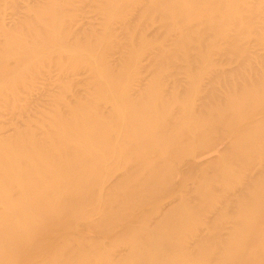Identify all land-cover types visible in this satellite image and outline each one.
Here are the masks:
<instances>
[{"label":"bare ground","instance_id":"obj_1","mask_svg":"<svg viewBox=\"0 0 264 264\" xmlns=\"http://www.w3.org/2000/svg\"><path fill=\"white\" fill-rule=\"evenodd\" d=\"M0 264H264V0H0Z\"/></svg>","mask_w":264,"mask_h":264},{"label":"rangeland","instance_id":"obj_2","mask_svg":"<svg viewBox=\"0 0 264 264\" xmlns=\"http://www.w3.org/2000/svg\"><path fill=\"white\" fill-rule=\"evenodd\" d=\"M222 140H224V139H222ZM222 140H221V141H222ZM218 141H219V143H218V144L216 143L217 145H216V144H215V145L213 144L215 147L211 148V147L213 146V145H211V147H210V148H211V149H210L211 152H210V150H206V151H205L206 153L204 152L205 154H202V155H201L200 157H198V158H196V155H198V154H196L195 157H194V158H195V161H196V162L199 161V162L201 163V164L199 163L200 165H203V163H204V165H205L206 162L209 163V161H213L214 158H215L216 156H218V154H219L220 152H222L224 149H226V148H225L226 146L228 147L227 143H229L228 140H224V141H222L221 143H220V140H218ZM218 141H217V142H218ZM226 141H227V142H226ZM214 143H215V142H214ZM225 145H226V146H225ZM206 148H207V147H206ZM208 149H209V148H208ZM202 151H204V150H202ZM225 151H226V150H225ZM198 152H200V151H198ZM198 152H197V153H198ZM200 153H201V152H200ZM199 155H200V154H199ZM219 156H220V155H219ZM189 158L191 159V157H189ZM189 158H187V160H188ZM194 158L192 157V161L194 160ZM211 159H212V160H211ZM216 159H217V158H216ZM195 161H194V163H196ZM188 162H189V161H188ZM190 163H193V162L190 161ZM210 163H211V162H210ZM206 165H208V164H206ZM164 203H165V202H164ZM165 204H167V202H166ZM165 204H164V205H165ZM164 207H167V205H165Z\"/></svg>","mask_w":264,"mask_h":264}]
</instances>
